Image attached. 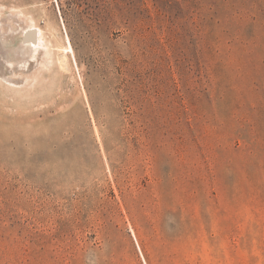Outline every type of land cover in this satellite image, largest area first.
<instances>
[{
    "label": "rangeland",
    "instance_id": "374dc122",
    "mask_svg": "<svg viewBox=\"0 0 264 264\" xmlns=\"http://www.w3.org/2000/svg\"><path fill=\"white\" fill-rule=\"evenodd\" d=\"M0 264H264V0H0Z\"/></svg>",
    "mask_w": 264,
    "mask_h": 264
},
{
    "label": "water",
    "instance_id": "95a60500",
    "mask_svg": "<svg viewBox=\"0 0 264 264\" xmlns=\"http://www.w3.org/2000/svg\"><path fill=\"white\" fill-rule=\"evenodd\" d=\"M30 40H36V30L31 28L25 32V34L22 37L23 42H27Z\"/></svg>",
    "mask_w": 264,
    "mask_h": 264
},
{
    "label": "bare ground",
    "instance_id": "6f19581e",
    "mask_svg": "<svg viewBox=\"0 0 264 264\" xmlns=\"http://www.w3.org/2000/svg\"><path fill=\"white\" fill-rule=\"evenodd\" d=\"M31 28H33V29H35V30L37 31L36 36L39 34V32H40V28L37 27L36 25L32 24V25H29L28 27H26V28L23 30V33H22V35H21V39H22L23 35L25 34V32H26L27 30L31 29ZM34 41H35V40H30V42H32V43H34ZM25 42H26V41H25ZM68 43H69V49L71 50V53L73 54V49H72V47H71V44H70V42H68ZM73 56H74V54H73ZM74 61H75V58H74Z\"/></svg>",
    "mask_w": 264,
    "mask_h": 264
}]
</instances>
